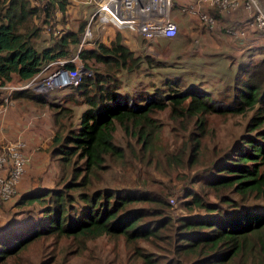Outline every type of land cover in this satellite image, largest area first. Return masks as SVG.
Instances as JSON below:
<instances>
[{"label": "trees", "instance_id": "trees-1", "mask_svg": "<svg viewBox=\"0 0 264 264\" xmlns=\"http://www.w3.org/2000/svg\"><path fill=\"white\" fill-rule=\"evenodd\" d=\"M64 1L33 4L31 0H0V85L11 82L13 77L26 81L45 63L72 55L83 24L77 31L54 36L42 49L35 44L41 24H47L56 9L65 13ZM211 14L219 18L217 12ZM121 41L117 33L110 46L99 41L93 48L79 52L85 66L90 61L113 64L117 72L112 75L107 70L94 69L90 77L71 87L84 91L86 104L77 127L67 129V123H63L62 116L69 109L60 108V113H54V134L47 147L49 156L57 158L63 172L55 187L35 188L19 196L15 206L22 210L0 225V264H23L21 255L35 243L43 244L38 250L42 255L39 264H64L66 258L60 257L63 240L70 238L73 243L83 244L104 235L122 236L134 244L130 264H264V58L241 65L220 99L206 93L199 84L185 89L179 78L164 80L153 90L146 88L135 95L127 92L122 96L117 74L136 72L141 65L158 67L160 62L135 56ZM87 87L94 92L87 94ZM20 98L46 103L29 90L15 92L11 97L12 101ZM48 105L55 109L56 105ZM167 107L175 118L194 120L182 149L169 156L177 170H191L202 158L207 115L247 117L245 134L212 162L210 171L205 172L209 177L201 181L199 175L194 176L193 184L201 181L199 191L191 186L185 189V214L175 217L159 194L140 189L132 193L126 189L93 188L91 178L92 172L106 169L105 161L123 159L125 149L115 143L113 136L116 127L134 140L133 145L126 144L132 157L149 166L152 162L144 156L154 145L151 115ZM155 127L159 128L156 123ZM25 205L28 209L23 208ZM152 238L171 248L169 252L175 258H164L162 262L161 256L136 244L139 239Z\"/></svg>", "mask_w": 264, "mask_h": 264}, {"label": "rangeland", "instance_id": "rangeland-1", "mask_svg": "<svg viewBox=\"0 0 264 264\" xmlns=\"http://www.w3.org/2000/svg\"><path fill=\"white\" fill-rule=\"evenodd\" d=\"M37 2L41 4L44 0H37ZM92 11L93 6L85 2V0H72L65 6L64 14L59 9H56L48 23L41 24L40 33L35 39L36 48L42 49L48 46L54 36L60 37L67 30L77 31L80 24H83L85 27ZM177 13L178 15L180 14L178 10ZM245 17L244 14H241L238 18L244 19ZM35 23L40 26V22H37L36 19ZM213 31H216V29ZM220 31L223 33L222 29ZM82 32L79 35V40ZM127 33L126 31L122 32L124 35ZM120 37H122L121 34ZM134 38L139 46H141L136 51H133L135 56H147L153 60L155 59V61L160 62V66L141 65L136 72L122 71L117 74L119 79L118 86L122 96L127 92L135 95V93L143 92L146 88L153 90V88L162 84L164 80L179 78L183 81L185 89L199 84L206 93L220 99V93L225 86L232 85L235 73L241 65L249 61H257L264 58V46L258 43V40L253 41L251 45H248L250 43L248 42L241 48L240 54L234 55L229 53V50H224L226 48L224 45V47H221V50L226 52L221 53L217 50L212 51L195 42L179 46L176 44V39L172 41L158 40L157 43H149L141 35H136ZM99 41L98 39L96 40V42ZM111 42L106 41L104 43L103 41L102 43L110 46ZM75 48L76 46L72 47L74 50L72 54L75 53ZM200 49L204 50L205 54L208 52L209 54L204 55ZM83 64L85 63L83 62ZM88 64L91 70L97 69L98 72L107 70L112 75H115L117 72V68L113 64H102L92 61ZM83 92H77L68 87L42 93L41 97L45 99L46 103L56 105L54 106L55 109L49 107L46 103L42 105L31 103L34 107L38 108L46 106L44 108L46 114L42 113V115H46L49 121L51 120L52 126L54 113H60L62 111L60 108L69 109V113L65 112V116H62L63 123H67V129H73L78 126L79 116L86 108L84 95H82ZM86 92L87 94H92L94 91L92 87H87ZM1 97L2 94H0V100ZM169 110L170 108L167 107L151 115L154 122L153 128L155 134L153 133L154 137L152 136L154 145H151L148 155L144 156L146 159L149 157L151 160L152 163L149 166H145L142 163L143 160L138 157L135 159L132 157L126 148V144L130 142L133 145L134 140L126 135L121 127H116L113 136L115 143L125 149L123 159L115 163L105 161V170L101 169L92 172L91 178L94 180H92L94 182L93 188L126 189L132 193H136L137 189L145 190L149 194H159L164 197L169 205L168 210L171 216L175 217L185 214V209L182 206V202L187 200L184 197L185 189L191 186L194 190L199 191L201 181L209 177L208 173L205 172L210 171L209 168L212 162L218 156L231 150L232 146H235L237 141L245 134L247 117L240 115H207L205 117V132L203 133V144L201 147L203 149L202 158L195 163L191 170H177L170 161L169 156L171 154H178V149L181 148L185 140L184 136L186 137L193 128L194 120L190 119L189 122L184 117L175 118ZM155 123L159 128L155 127ZM16 140L2 144L0 152L3 151L2 148L4 146ZM18 140L22 141L21 139ZM48 151L50 149L48 150L47 147L46 152L49 156ZM22 152L24 153L23 149ZM26 156L29 158V165H26L25 171L17 185L15 197L0 205V225H3L4 222L15 215V212L22 210L21 206H15V202L21 194L30 192V189L34 188L55 187L61 177V172H63V167L60 166L57 158L54 156H49V158L47 156V162L45 163L44 160L41 165H37L38 162L36 164L34 159L32 161L33 155H31V162L30 156ZM155 161L157 162V167L154 166ZM66 168V170L70 171L68 165ZM197 175H199L197 178L201 181L193 184V178ZM68 177L69 173L66 175L65 180H68ZM23 208L28 209L27 205ZM166 233L169 234V231L167 230ZM51 240V238L48 239L47 243ZM71 241L70 238H67L61 242L63 244L60 249V257L61 260L63 258L67 260L64 264H130L133 262L134 244L127 243L122 236L110 237L104 235L88 240L83 244ZM136 244L145 251L161 256L162 262L165 260L164 258L169 259L176 256L169 252L172 250L171 248L168 249L163 242L154 240L153 238L151 241L139 239ZM42 246V243L31 245L28 248V253L21 255L23 264H39L42 255L40 256L38 250ZM163 248L166 249L164 250ZM48 255L49 253L46 251L45 256Z\"/></svg>", "mask_w": 264, "mask_h": 264}, {"label": "built area", "instance_id": "built-area-1", "mask_svg": "<svg viewBox=\"0 0 264 264\" xmlns=\"http://www.w3.org/2000/svg\"><path fill=\"white\" fill-rule=\"evenodd\" d=\"M33 4L37 0H31ZM45 2L55 0H44ZM72 0H65V6ZM93 6L83 29L76 51L69 57H57L45 63L39 71L26 81L6 82L0 85L1 107L6 110L11 104L12 94L29 90L36 97L51 90L78 86L92 70L79 57L82 49L93 48L96 40L104 41L107 32H129L141 35L147 42L156 39L174 40L177 24L170 13L174 0H85ZM182 13L198 18L208 31H213L216 19L211 11L229 14L242 9L246 16L239 25L225 27L224 33L238 40L253 41L264 38V7L257 0H192L180 5ZM70 65V66H69ZM24 142L16 140L4 146L0 152V205L15 197L17 185L29 162L22 149Z\"/></svg>", "mask_w": 264, "mask_h": 264}, {"label": "crops", "instance_id": "crops-1", "mask_svg": "<svg viewBox=\"0 0 264 264\" xmlns=\"http://www.w3.org/2000/svg\"><path fill=\"white\" fill-rule=\"evenodd\" d=\"M174 1L175 4L170 13V17L178 27L177 35L174 38L176 39L177 45L182 46L195 42L201 44L203 47L211 49L212 51L217 50L222 53L229 50V53L235 55L237 53L240 54L239 52L241 51V48L249 42L246 40H238L236 38L231 39L229 35L224 33L223 30L229 25L232 26L240 24L238 22H240L241 19L238 17L243 14L242 9H239L236 12H231L228 15L225 13H217L219 18L217 19L214 17L216 19V26L214 30L216 29V31L209 32L200 24L196 16L188 13H182L180 11V5L187 4L192 0ZM258 1L260 5L264 7V0ZM177 10L180 13L179 15ZM220 29L223 30V33H221ZM116 34L117 33L114 34L111 30L108 31L107 37L105 36L104 38V43L106 41L111 42L115 38ZM118 34L122 35L121 43L130 50L136 51L141 47L134 38L136 35L129 32L126 35L122 34V32H118ZM158 40L165 41L163 38H158L155 43H157ZM258 41V43L264 46V39H259ZM223 45L226 46L224 49L226 51L221 50V47H224ZM200 51L204 55L209 54V52L205 54L204 50L200 49ZM16 81H18V79L13 77L11 82ZM45 107L46 106L42 108L34 107L31 101L25 98L14 100L6 110H2V107L0 106V146L5 142L21 139L24 142L23 151L26 155L30 156V162L31 155H33L32 161L34 159L36 164L38 162L37 165H41L44 160L46 163L48 156L46 148L49 140L53 136V126L51 125V120L49 121V118L46 115H42V113L46 114L44 111ZM31 190L33 189H30V191Z\"/></svg>", "mask_w": 264, "mask_h": 264}]
</instances>
